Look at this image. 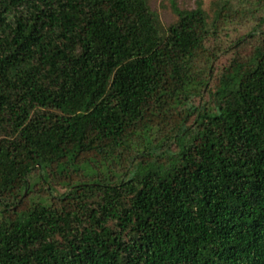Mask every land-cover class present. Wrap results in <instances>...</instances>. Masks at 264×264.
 Here are the masks:
<instances>
[{
    "label": "trees",
    "instance_id": "16d2710c",
    "mask_svg": "<svg viewBox=\"0 0 264 264\" xmlns=\"http://www.w3.org/2000/svg\"><path fill=\"white\" fill-rule=\"evenodd\" d=\"M173 2L0 0V264H264V0Z\"/></svg>",
    "mask_w": 264,
    "mask_h": 264
},
{
    "label": "rangeland",
    "instance_id": "374dc122",
    "mask_svg": "<svg viewBox=\"0 0 264 264\" xmlns=\"http://www.w3.org/2000/svg\"><path fill=\"white\" fill-rule=\"evenodd\" d=\"M178 8L181 9H194L197 7L198 2L201 1L203 7L211 15V3L213 0H149L150 7L153 11L157 12L161 20L167 26L175 23L178 19V15L174 9V2ZM246 32V28H231V40L234 41Z\"/></svg>",
    "mask_w": 264,
    "mask_h": 264
}]
</instances>
